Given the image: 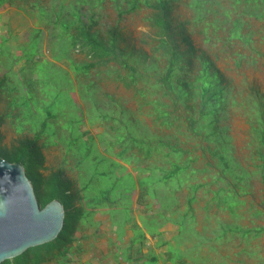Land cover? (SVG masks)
Instances as JSON below:
<instances>
[{"label":"rangeland","instance_id":"1","mask_svg":"<svg viewBox=\"0 0 264 264\" xmlns=\"http://www.w3.org/2000/svg\"><path fill=\"white\" fill-rule=\"evenodd\" d=\"M72 1L75 0H11L0 6V78L5 76L6 85L16 88L4 100L14 96L20 104L24 99L34 106V111L28 105L23 106L20 119L5 120L0 128L4 135L1 144L9 146L18 137H30L45 124L40 141L47 144L43 148L48 168L44 173L47 174L49 168L62 167L76 184L86 183L91 178L87 192L96 195L100 202L102 196H107V202L98 203L102 205L75 233L76 241L66 258L44 264H116L118 257L123 259L127 255L122 245H129L128 240L133 236L143 235L144 229L152 233L158 226L161 236L152 238L149 235L144 248L148 249V254L149 251L157 252L161 259L170 251L172 264H264V178L256 172L261 161L254 152L256 144L249 125L254 117L248 107L250 86L264 93V0H239L236 3L234 0H205L203 7L218 12L217 21L222 19L229 24L225 34L232 41L235 54L228 45L220 47L219 41L210 44L200 35H192L196 47L203 48L212 57L216 55L215 66L229 83L230 93L219 125L227 129V157L231 161L229 165L243 176L242 182H238L242 192L239 194L240 187H235L236 191L220 192L219 198L225 205L227 200L229 205H236L240 200L236 214L229 212L222 203L217 207L212 202L207 210L204 209L212 191L225 188L226 184L231 186L234 180L228 174L223 180L213 181L218 170L207 163H216L210 159V150L217 148V144L205 140L202 131L194 133L184 117L169 127L155 123L151 105L139 102L132 88L115 80L114 74L105 73L118 68L123 75L124 70L116 62L92 69L88 75L75 74L82 71L84 55L78 45L73 48L71 44V27L66 28L71 21L63 19L71 17L66 14L65 7L61 13L63 18L59 11L53 13L57 3L67 7ZM118 3L122 8L126 7L125 1L118 0ZM177 4L178 18H188L192 13L189 0ZM79 7L81 20L88 23V17L92 16L97 22L94 29L102 37L106 38L108 30L116 27L124 42L127 40L135 49L152 53L151 48L156 42L151 39L156 29L144 19L150 9L142 6L136 12L119 16L113 0H101L98 5L94 0H87ZM46 18H59L54 37ZM237 57L240 58L239 66L233 61ZM157 62L161 68L162 59ZM87 80H93L95 86ZM149 82L152 83L153 78ZM136 86L144 85L138 82ZM145 87L143 100L159 95L150 91L151 86ZM31 97L33 99L29 101ZM163 100L168 103L167 98ZM4 111L9 109L5 101H1L0 112ZM16 111L13 109V113ZM101 113L113 118L101 120ZM132 137L152 140L151 143L162 138L169 145L188 151L176 158L173 153L168 154V151L171 153L169 147L163 146L155 150L152 157L144 159L141 152L133 148L131 156ZM187 157H196L190 164L196 172L190 174L188 181L203 186L196 191L197 201L192 204L195 218L194 215L186 216L181 224L180 214L186 209L188 187L182 183L175 192L176 183L167 184L160 178L164 174L162 169H171L170 162L183 161ZM152 166L160 169H152ZM145 203H148L146 207ZM83 205L89 211L88 204ZM165 211L172 216L171 222L166 221L168 214L164 216ZM148 213L162 216L157 219L147 216ZM107 222L115 225L117 235L121 236L119 242L113 241L115 233L113 237L108 235L110 229L104 224ZM223 223L251 231L245 236L238 233L227 238L229 231L243 230ZM255 228L260 229L256 231ZM99 229L104 231L103 235ZM123 261L130 259L127 257Z\"/></svg>","mask_w":264,"mask_h":264},{"label":"trees","instance_id":"2","mask_svg":"<svg viewBox=\"0 0 264 264\" xmlns=\"http://www.w3.org/2000/svg\"><path fill=\"white\" fill-rule=\"evenodd\" d=\"M7 1L11 2V0H0V6ZM100 1L94 0L97 5ZM113 1L116 4L119 16L124 13L136 12L142 6L151 10L144 15V19L151 27L156 29L154 32L155 36L151 39V41L156 42L151 48L152 53L147 54L140 49H135L127 40L124 42L125 39L117 31L116 27L108 30L106 38L102 37L98 30L94 29L97 22L92 16L88 17V23L83 22L79 4L86 3L87 0L72 1V3H68L67 7L59 2L56 5L57 9L53 13L55 14L59 11L61 16L62 8L65 7L66 14L71 18H63L62 16L61 18L71 21L66 26L67 29L71 27L69 31L73 34L71 36V44L73 48L78 45L79 51L84 55V61L81 63L82 71H77L75 74L88 75L92 69L102 66L108 67L109 62H116L119 68L124 70V74H120L118 68H113L105 73L109 76L111 73L114 74L115 80L121 82L126 88H132L136 96L139 97V102L150 104L152 107L151 116L155 123L169 127L173 122L184 117L194 133L199 134L202 131L205 140L213 141L214 144H217V148L210 150V159L213 158L216 163H207L210 168L214 166L218 170V175L213 181L223 180L224 175L228 174L234 180L231 182V186L226 184L227 187H218L215 191H212V196L209 200H206L204 209L207 210L212 202L217 207L220 206L219 203H222L229 212L236 214L235 209L240 200H238L236 205L233 203L229 205L230 202L227 200L225 202L227 205H225L219 198L220 192L225 190L236 191L235 187H240L239 194L242 192V186L238 182H242L243 176L229 165L231 161L227 157L229 145L227 129L221 128L219 125L221 113L225 109L226 100L230 93V90H228L229 83L224 74L215 66L214 57L216 58V55L214 56L213 54L214 57H212L203 48L196 47L192 39V35L196 34L200 35L206 43L213 44L215 41H219L221 42L220 47L228 45V49L232 54H235L232 48V41L225 34L228 31L229 24L222 22V19L217 21L219 18L218 12L205 9L203 7L205 0H189L192 13L188 18L182 20L178 18L176 10L177 2L181 0H123L126 4L125 8L119 5L118 0ZM238 1L234 0L235 3ZM71 4L72 6H70ZM38 6L41 5H36V7ZM38 13L41 14V12ZM53 19L46 18L47 25L52 26L49 28L53 29L52 36L54 37L59 18ZM39 31L41 33V28ZM220 31L221 33L218 34ZM159 59H162L161 68L157 66V60L159 61ZM233 61L236 66L240 65V58H233ZM76 75L74 76L75 79ZM151 78H153L152 83L149 82ZM5 79V76L0 78V102L5 101L9 111L0 112V128L7 118L20 119L23 106L28 105L29 109L34 111L33 104L27 100L24 102L23 99L21 104L14 96L4 100L9 97L12 91L16 90L15 87L6 85ZM87 81V83L90 82V85L95 86L93 80ZM138 82L144 86L137 87L136 84ZM146 85L151 86V92L155 94L158 92L159 95L150 100L147 99V101L143 100L146 97ZM249 89L248 107L251 109V116L254 117V121L250 122L249 125L253 133L252 140L256 144L254 152L261 161L257 165L258 171L256 172L264 178V93L254 86H250ZM164 98H167L168 103L163 100ZM30 99L32 100L33 98H29V101ZM13 109L17 111L13 113ZM53 116L58 117L54 114ZM99 117L101 120L113 118L104 113H101ZM118 122L120 123L121 120ZM44 128L45 124L37 133H33L30 137H18L9 146L1 144L4 135L0 131V158L10 162H18L23 166L40 208L54 199L61 203L64 209L63 225L57 236L51 241L29 247L21 254L11 259H6L0 264H44L52 260L60 261V258L65 259L67 253L73 248V243L76 241L75 233L82 228V223L84 221L88 222L95 210L102 205H97L98 203L107 202L106 195L101 197L102 201L100 202L96 195L88 194L87 189L91 178L86 183L76 184L75 180L65 174V170L62 167L49 168L50 171L47 174L44 173L48 169L45 165L46 158L43 152V148L47 144H45V141L40 142L44 134ZM132 138L131 156L133 148H137L144 159L152 157L154 151H158L163 146L169 147L171 153L168 151V154L173 153L176 158H180L183 152L188 151L169 145L168 141H163L162 138H156L154 143H151L152 140H143L140 137ZM195 159L196 157H187L183 161L175 160L170 162L171 169H162L164 174L160 178V181L167 184L176 183L177 190L175 192L179 191L182 183H186L188 187V194L185 198L186 209L180 214V217L183 218V221H179L181 224L186 220V216L189 218L194 215L192 204L197 201L195 193L203 186L202 183H191L188 181L190 174L193 175L196 172L190 165ZM152 169L160 168L152 166ZM173 179H175V182H172ZM83 202L85 205L88 204L90 207L89 211H87ZM91 203H93L92 206L89 205ZM147 204L145 203V207ZM173 210L177 211L176 209ZM154 214L148 213L146 215L157 219L162 216L157 213ZM163 214L164 216L168 214L169 220L166 219V221L171 222L172 216H169L168 211ZM223 224L230 228L238 227V229L243 230V232L228 230L231 233L227 238L235 234L245 236L251 231V229H243L239 225ZM158 228L159 226L156 231L148 233L151 236L159 235ZM259 229L255 228L256 231ZM143 236L144 234L139 235L138 239H142ZM161 244L164 243L162 242ZM169 253L170 251L165 253L166 258L164 260L171 262ZM148 257L149 264H158L157 255L150 254Z\"/></svg>","mask_w":264,"mask_h":264},{"label":"water","instance_id":"3","mask_svg":"<svg viewBox=\"0 0 264 264\" xmlns=\"http://www.w3.org/2000/svg\"><path fill=\"white\" fill-rule=\"evenodd\" d=\"M63 217L56 199L39 207L20 163L0 158V263L54 239Z\"/></svg>","mask_w":264,"mask_h":264},{"label":"crops","instance_id":"4","mask_svg":"<svg viewBox=\"0 0 264 264\" xmlns=\"http://www.w3.org/2000/svg\"><path fill=\"white\" fill-rule=\"evenodd\" d=\"M104 224L106 225L107 229H110L109 230L110 233L108 235H111V237H113L112 235H113V233H115L114 234V238H113L114 240L113 239L112 240L115 241V242H119L118 239H120L121 236L117 235V232L115 231V225L113 223H111V225H110L109 222L104 223ZM143 231H144V236H143L142 239H138L136 236H133L132 239L128 240V242L130 241L129 245H122L123 247L126 248V253H127L126 258L128 257L130 259V261H123V259H126V258L120 259L122 257H118L119 262H117L116 264H143L144 262H148L147 260H148V258H149L148 256L150 254L157 255L158 264H172L170 261L164 260L166 258V254H165L164 257H162V259L159 257L157 252H154V251L152 252L151 251L152 253H150V251H149V254H148V252H147L148 249L144 248V247L146 246V239H147V237L150 234L147 231H145V229ZM99 232H101V235H103L102 232H104V231L99 229ZM158 236H161V234L159 233V235H154V236H151V237L155 238V237H158ZM122 238H124V237H122ZM115 242H113V243L115 244ZM133 247H134L133 252H132L133 254H132V256H130V252H131ZM104 253H107V252L105 251ZM112 258L114 259L113 256H112Z\"/></svg>","mask_w":264,"mask_h":264}]
</instances>
